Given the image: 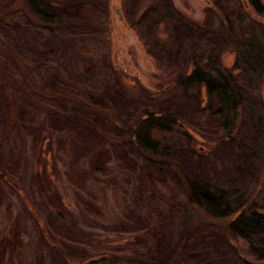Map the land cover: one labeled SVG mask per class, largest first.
<instances>
[{"label": "rangeland", "instance_id": "obj_1", "mask_svg": "<svg viewBox=\"0 0 264 264\" xmlns=\"http://www.w3.org/2000/svg\"><path fill=\"white\" fill-rule=\"evenodd\" d=\"M4 1L7 0H0V5ZM53 1L66 6L63 13L66 23L54 34L43 31L37 40L31 37L28 23H24L27 29L22 31L23 43L28 52L24 60L35 67L33 80L45 92L68 90L69 105L63 114L72 113L81 119H93L97 114L99 122L101 113L105 119L114 115V125L123 131L133 125L130 122L138 114L139 122L143 123H147L150 116L167 115L171 119L158 130H149L151 137L164 148L178 142L189 144L208 164L213 163L212 157H217L220 173L218 177L215 174V178L233 191L229 194L234 210L228 221L244 212L249 201L263 203L264 0ZM252 2L260 7L259 11ZM15 7L26 9L22 0H17ZM146 12L151 15L143 20ZM2 30L5 32L1 29L0 38L5 37ZM197 66L211 74L232 76L242 86L243 103L237 127L231 135L234 139L231 158H227L220 147L228 141L216 134L215 125L208 118L204 89L180 90L178 77L189 75ZM122 98L139 103L136 113H132L135 115L129 119L124 115H128L127 111L131 114L136 106L125 105ZM42 114L39 111L36 118L20 115L23 123H19L4 142L0 130V151H8L14 158L22 155L28 164L24 166L27 172L20 173L18 170L22 167H18V162L8 160L7 163L0 153L2 168L18 167L6 172L5 192L0 198V242L3 240L0 251L5 252L2 259L0 254V264H29L41 260L38 253L34 254L39 245L85 253V257L79 258L75 252L69 264H106L101 257L107 254L129 256L130 251L123 249V245L132 236H120L101 228L135 217L146 218L157 207L164 212H170V208L177 210L170 218L172 247L177 249L201 224L203 215L185 202L174 188L175 184L166 180L151 183L149 189L145 184L142 186L139 173L133 172L126 161L114 153L107 171L102 174L91 169L87 158L77 161L76 174H80L79 169L84 171L81 182L69 169L72 160L76 166V160L65 133L58 132L59 129L48 132V124L47 131L41 132V140L33 136V130L42 122ZM118 116L120 122L116 119ZM20 117L18 115V120ZM123 117L129 120L127 124ZM76 124L73 123L71 129H75ZM3 126L0 122V129ZM113 135L109 133L105 137L111 139ZM40 151L45 155L42 164ZM176 154L182 159L179 152ZM175 165L173 163L169 171L174 172L173 178L176 177ZM1 166L0 175L5 173ZM210 177H213L210 171L206 172V178ZM211 182L216 184V179ZM52 196L59 198V202L52 200L58 223L89 234L91 241L86 245L79 247L52 233H41L48 227L49 210L53 212ZM215 224L221 226L220 221ZM58 229L62 228L57 226ZM4 242L11 243L13 256ZM231 243L243 260L263 264L264 261H258L249 253L242 239Z\"/></svg>", "mask_w": 264, "mask_h": 264}, {"label": "trees", "instance_id": "obj_2", "mask_svg": "<svg viewBox=\"0 0 264 264\" xmlns=\"http://www.w3.org/2000/svg\"><path fill=\"white\" fill-rule=\"evenodd\" d=\"M22 1L26 7L25 10L15 7L17 0H7L3 2V5H0V31L1 29L5 30V32L2 30L4 32L2 36L5 37L0 38V118H2L0 122L4 124L0 129L1 141L4 142L8 139L16 126L23 123L20 115L26 114L36 118L41 111L43 113L40 115L42 122L38 128L33 130V136L40 138L42 130L47 131L46 128H48V132L51 129L53 132L59 129L58 132L65 133L70 142L69 150L76 160V166L73 160L70 162L71 174L77 175L74 168L77 167V161L84 160L83 158H87L93 171L105 173L107 164L112 160L114 153L115 156L126 161L133 172L139 173L138 180L142 181V186L145 184L147 188H150L153 182L165 183L168 180L176 185L174 188L179 191L185 202L198 209L203 215L200 220L201 224L196 226L194 233L192 232L182 241V246L178 249L174 245L172 247L174 240L172 243L170 218L177 211L174 208H170V212H164L156 206L157 208L151 210L146 218L135 217L127 221H118L117 225L111 227L101 228L106 232L120 233V236H132L131 240L127 241L126 247L123 245V249L130 251L129 256L117 257L107 254L101 257V261L106 264H256L240 258L238 249L235 244L231 243L237 238L246 242V247L252 256L258 261H264V201L263 203L249 201L244 212L228 221V217L234 210V204L232 205V198L229 194L233 191L226 189L223 184H219L215 178L220 173L217 172V157H212L213 163L208 164L206 163L207 159L199 157L189 144L184 145L182 142H178L164 148L162 144L151 137L149 130H158L163 123H166L167 119H171L169 116L160 115L155 118L150 116L147 123H143L139 122L138 114L135 116L136 119L133 118V121L130 122L133 125L127 126L123 131L114 125V115L113 117L107 116L106 120L101 113V122H99L100 116L97 114L93 119L84 117L83 120L72 113L63 114L69 105L68 90L62 88L58 91L45 92L41 85H36L33 80V74L36 72L35 67L24 60L28 53L23 43L25 35L22 31L27 29L24 27V23H28L32 30L31 37L36 40L43 31L50 35L54 34L56 31H60L61 26L66 23L63 18L66 6L53 0ZM252 5L255 10L259 11L260 7L256 3L252 2ZM145 15L146 18L143 20L149 19L148 15H151V12H146ZM6 37L7 41H5ZM177 81L181 91H185L189 87H196L198 90L199 88L204 89L208 98L206 107L209 113L208 118L215 125L216 134H219L221 139L228 141L220 147L222 153L227 158H231L234 151V139L231 135L237 127L239 109L242 108L243 103L242 86L232 76L211 74L198 66L194 67L189 75H180ZM18 84L22 88L17 89ZM121 102L129 107L136 106L131 114L130 111H127L128 115H124L127 119L134 116L135 114L132 113L134 111L136 113L139 103L128 98H122ZM120 118L118 116L116 119L120 122ZM126 118L123 117V121L127 124L129 120ZM73 123H77L75 129H71ZM48 124L50 126L46 127ZM109 133L114 134L113 138L105 137ZM129 133L128 137H122L123 134L128 135ZM127 138L129 141H124ZM0 149H2L1 146ZM1 151L0 153L5 156L3 159H6L7 163L8 160L15 161L18 162V167H22L19 168L20 170L17 166H12V168L16 167L20 173L27 172L28 168L24 166H28V164H26V160L22 159V155L14 158L10 157L8 151ZM176 152L182 155V159ZM174 156L179 159H175ZM44 157L45 155L40 151L41 164L44 163ZM2 162L4 163V161ZM173 163H176L175 166H177L175 167V178L172 176L174 172L169 173ZM203 163L206 164L203 165ZM3 168L5 173L0 175V198L5 192L6 179L4 177L6 172L12 169L6 166ZM209 171L213 177L207 179L206 172ZM79 173L77 179L81 180L84 171L79 169ZM211 178L216 179V184L211 182ZM50 198L53 212L49 210L48 227L42 229L41 233H52L79 247L86 245L91 236L76 231L74 227H68L63 222V225L59 224L56 208L52 201L59 202V198L58 196ZM67 216L70 218L69 215ZM219 221L221 226H216L215 223ZM57 226L62 229L56 230ZM54 242L58 243L56 239ZM3 244L10 247L9 254L13 256L14 251L11 243L4 242ZM3 251H0L1 259L5 253ZM78 251L72 248L70 250L65 248L64 251L55 245L46 248L39 245L34 254L38 253L41 260L36 259L29 264H69L75 252V256L85 257L84 252Z\"/></svg>", "mask_w": 264, "mask_h": 264}, {"label": "water", "instance_id": "obj_3", "mask_svg": "<svg viewBox=\"0 0 264 264\" xmlns=\"http://www.w3.org/2000/svg\"><path fill=\"white\" fill-rule=\"evenodd\" d=\"M117 14H118V16H120L118 12H117Z\"/></svg>", "mask_w": 264, "mask_h": 264}]
</instances>
